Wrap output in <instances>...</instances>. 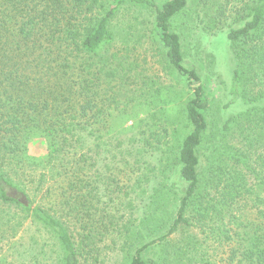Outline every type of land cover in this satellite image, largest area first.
Segmentation results:
<instances>
[{
	"label": "trees",
	"instance_id": "16d2710c",
	"mask_svg": "<svg viewBox=\"0 0 264 264\" xmlns=\"http://www.w3.org/2000/svg\"><path fill=\"white\" fill-rule=\"evenodd\" d=\"M207 1H203L210 7L205 11L210 19L207 28L213 32L228 28L227 39L237 45L233 47L238 63L233 69L232 94L250 105L245 113L226 122L225 133L230 134L241 123L264 133V91L251 95L243 88L240 62L246 57L264 65V0H250L230 24L231 17L223 5ZM114 2L115 5L110 0H0V223L15 206L12 234L25 219L42 224L60 242L61 264H80V251L71 232L73 224L91 232L82 236L84 247L95 243L99 234L96 224L108 229L107 217L96 219L100 200L99 205H93L88 172L96 163L89 156L90 140L94 139L97 152L103 146L111 147L114 141L115 148L121 149L126 143L120 137L140 127V114L151 112L148 106H134V99L128 96L131 91L125 88L127 73L136 66L127 58H119L109 25L122 5H147L156 10L157 42L170 66L185 77L191 93L181 107L171 98L170 90L157 89L152 96L159 98L151 104L158 103V114L165 120L175 114L184 119L183 130L174 132L175 144L169 150L170 163L162 184L165 187L159 194L170 192L165 188L172 186V179L187 184V188L175 217L169 219V213H165L152 220H157V233L165 228L168 231L136 248L129 264H154L145 260L143 253L167 241L182 226L197 223L204 231H216L219 221L237 225L240 262L264 264V174L247 164L253 155L244 151L246 146L252 149L253 142H246L240 149L243 154H236L242 170H228L227 163L218 168L216 149L202 156L208 129L203 113L207 109L206 92L197 71L185 66L182 39L173 28V22L188 10L191 0H166L161 7L155 0ZM196 5L201 6L202 0H197ZM258 40L262 43L251 45ZM241 44L249 45L248 50ZM131 121L133 126H129ZM36 140L47 145L44 158L29 152L30 144ZM224 147L229 161L234 159L235 149L226 143ZM99 180H95L96 185ZM115 182L108 179L107 187L112 189ZM96 189L99 191L98 185ZM14 192L25 195L29 205L22 204L19 196L15 198ZM30 192H45L49 206H34ZM245 200L250 201L258 217L245 216L240 223L233 211H238L239 203ZM229 214L233 217L226 221ZM218 231L230 239L225 226Z\"/></svg>",
	"mask_w": 264,
	"mask_h": 264
},
{
	"label": "rangeland",
	"instance_id": "374dc122",
	"mask_svg": "<svg viewBox=\"0 0 264 264\" xmlns=\"http://www.w3.org/2000/svg\"><path fill=\"white\" fill-rule=\"evenodd\" d=\"M203 1L208 2L202 0V5L197 6V0H191L188 10L173 22L174 30L182 39L185 66L197 71L206 92L207 109L203 113L208 129L202 156L216 149L218 168H223V163H227L228 170H242L243 165L236 162V154H243L240 149L244 148L246 142L252 141L253 148L248 149L246 146L244 149L253 155L247 164L264 174V133L259 129L246 127L245 123L234 128L230 134L225 133L226 122L245 113L250 105L242 97L235 98L232 94L233 69L238 63L234 58L233 47L237 45H232L227 39L228 28L218 32L207 28L210 19L205 16V11L210 7ZM216 1L226 8L227 15L231 17L228 21L230 24L235 20L236 13L245 9L250 0ZM110 2L113 5L116 3L114 0ZM155 2L161 7L166 0ZM155 17L156 10L152 7L124 4L109 25L115 37L114 47L120 54L119 58H127V62L135 63L136 66L127 73L128 84L125 88L131 91L128 96L134 99V106H148L151 112L147 115L140 114L138 118L143 120V123L137 124L140 127L120 137L126 143L121 149L115 148L117 142L114 141L111 142V147L103 146L97 152L94 139L90 140L89 156L96 163L88 172L93 184V205L101 203L100 215L96 219L107 217L105 226L108 225V229L96 224L99 234L95 243L92 246L88 243L84 247L82 236L91 235V232L82 229L80 225H72L71 232L80 251V264H129L136 248L168 231L165 228L161 234L157 233V220H152L165 213H169V219L175 217L187 188V184L172 179V186L165 188L170 192L159 194L165 187L162 184L166 179V166L170 163L169 150L175 144L174 132L183 130L184 119L175 114L170 115L168 121L165 120L158 114V103L151 104L152 100L158 101L159 98L153 99L152 96L156 95L157 89L170 90L171 98L181 107L191 93L185 77L170 66L163 48L157 42ZM262 40L251 45H259ZM242 46L246 50L249 48V45ZM240 62L244 75L243 88L251 95L264 91V65L246 57ZM164 95H167L166 92ZM129 107L133 108V105ZM129 126H133V121ZM224 143L235 149L234 159L230 161L224 153ZM29 152L33 156L44 158L48 154V148L43 140H36L30 144ZM220 154L225 156L221 157ZM239 158L242 162L243 158ZM203 163L206 164L205 160ZM98 178L99 191L95 182ZM111 178L116 179L112 189L106 184ZM44 193H29L34 206H49ZM98 200L100 203H97ZM15 212L14 206L11 215L0 223V264H61L63 253L60 242L42 224L25 219L18 231L12 234L10 225L14 221ZM233 215L240 218V223L246 217H258L248 200L239 203L238 211H233ZM232 217L229 214L225 219L227 221ZM111 221H114L113 225L110 224ZM223 226L228 230L229 240L218 231ZM215 229L216 231H211V228L204 231L197 223L193 227L182 226L167 241L145 251L143 257L154 264H243L240 262L242 248L237 225L219 221Z\"/></svg>",
	"mask_w": 264,
	"mask_h": 264
},
{
	"label": "water",
	"instance_id": "95a60500",
	"mask_svg": "<svg viewBox=\"0 0 264 264\" xmlns=\"http://www.w3.org/2000/svg\"><path fill=\"white\" fill-rule=\"evenodd\" d=\"M13 196H14L15 198H17V197L19 196L18 199H19V201H20L22 204H24V205H26V206L29 205L28 199H27V197H26L25 195H22V194L18 195L17 192H14V193H13Z\"/></svg>",
	"mask_w": 264,
	"mask_h": 264
}]
</instances>
